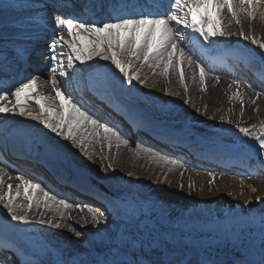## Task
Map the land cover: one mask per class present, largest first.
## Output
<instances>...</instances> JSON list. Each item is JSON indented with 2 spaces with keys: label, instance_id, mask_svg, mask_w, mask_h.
I'll return each mask as SVG.
<instances>
[{
  "label": "bare ground",
  "instance_id": "1",
  "mask_svg": "<svg viewBox=\"0 0 264 264\" xmlns=\"http://www.w3.org/2000/svg\"><path fill=\"white\" fill-rule=\"evenodd\" d=\"M24 1L25 0H4V3H11L15 5L0 12V38H3V41L5 42H19L18 40L14 39H16L20 35L31 36L33 33L34 37L38 38V35L36 34L37 32H34L37 25L39 23L46 24L47 22H49V15H47L46 13L51 12L52 9L50 7H45V5H51L52 2L49 3L48 1L53 0H36L37 4L31 5L22 3ZM58 1V4L63 5L66 2V0ZM84 1L85 2L83 6L80 7L79 17H81L82 19H85L86 12L90 10L91 4H93L94 2V0ZM260 11L264 12V6H261ZM221 15L223 30L228 34H231L226 35L222 38L231 40V42L229 40L228 42L233 44L234 39L231 38L232 33L230 31L229 25L232 23V26L237 29H239L240 26L235 23L226 9L221 13ZM257 15H259V13ZM24 17H34L36 18V22H24ZM242 17L244 18L246 23L245 29L251 32L248 34V40L242 39L244 44H249L252 41L251 38L255 37V33L260 32L264 38V21L261 19L260 15L259 21H249V19L243 14H241L238 18ZM51 21L53 24L55 23V19L53 20L52 18ZM39 29L41 30V27ZM61 30H63L65 35L67 36L66 29L61 28ZM217 38L220 39L221 37ZM209 60L211 63H214L215 59ZM215 61H218V59H216ZM47 63L48 65H50L49 60L47 61ZM85 63H83V65H85ZM139 63H137V65H139ZM105 64L109 68V73L104 76V85L109 86V89H111L112 92H110L109 95L121 103L123 108H120H122L129 116L141 119V123H144L145 121L154 124L152 126H154L155 129L160 132L174 131L178 134V132L181 131L182 128H184L182 124L179 125L178 123V121L182 118V112L184 108L186 115L194 114L195 116L192 118V121H197L206 116V114H203V110L199 109L204 106V104L212 105L213 108H219L214 116L216 117V122H221V125H224V122L229 119L236 125L239 122L234 118V116L239 113L241 114V100L236 95L238 91L240 93V96H242L243 94H245L246 96L245 99H243V115H247V113L250 112V114H253L252 108L264 105V95L262 92L259 99L256 100L255 104H253L251 103V101L255 99L256 93H254L253 91L245 93V91L243 90V84L239 83L238 86L233 81L230 82L229 78H225V80L218 79L217 81V78L213 76V73L211 72L206 76L205 83L202 85L199 80V69L195 68L194 65L191 68H189L186 64L181 65L184 70L185 85L187 86V91H185V87L181 85L179 80V69H177L176 71L170 70L169 76L166 79L163 75L160 74V69H156L155 74H153V71L151 69H146L144 67L143 69H141V80H144L145 77H147L146 82L141 84L139 81H134L131 85H129L123 81L121 75L117 70L114 69L110 62L101 60L99 58L94 61V65L101 66ZM212 65L216 66V64ZM221 66L222 65L218 66V68L214 70L215 74H222L220 73L221 71H223L224 74L225 71H227L229 77L235 76L236 73L233 66H226V68H222ZM133 71H135V69H133ZM194 71L196 73L195 80L192 78ZM49 75V73L39 72L34 77H38L37 82L40 83V81L47 79ZM90 76V79L95 78V75L93 74H91ZM3 77L4 73L0 72V84L3 82ZM60 78L64 80V76ZM165 82H171L174 83V85L177 84L178 88L182 91L179 92L177 90L176 94H178L179 97L183 99H186L185 97L187 94V97L191 98L190 102L185 105L183 100V108L160 106V100L166 101L168 100L167 97L164 96V98L159 99L158 96H154L152 94L154 91H152L151 89L156 88L157 90H159V86L162 87ZM172 86L173 85L171 84L170 91H172ZM43 92L47 95L48 93H51V90L50 88H44ZM169 100L171 99L169 98ZM177 101L178 100L176 99V102ZM191 105L195 106L192 107L194 108V111L191 110ZM97 107L99 108V106H94L95 109ZM88 111L93 114L90 110ZM94 111L97 112V110ZM103 112L107 113V116H109V114L116 113H112L107 107L103 109ZM0 116H3V118L6 119L3 120L1 118V124H3V128L12 129V126L10 125L11 121L14 122L18 120L20 124L25 125L27 129L31 131H39L44 138L60 147L66 154L76 153L75 150L78 147L79 157L77 156V153L76 156L77 161L80 163L82 162L81 159H85L84 157L89 154L92 160H88V162L86 163L91 164L97 168H102L103 172L101 175H99L101 181H103L104 186L109 191L123 197H129L135 202V208L133 210H130L129 207H126L121 210L123 212L119 210H116L114 213L104 212V216L99 218V224L91 223L90 217L88 218L89 222L85 224L84 220L81 219V217L84 216L85 213L78 212L75 209L69 210L68 212V215L71 216V219L65 218L61 220L57 216V218L51 224L40 223L41 219L46 220L48 216L53 215L52 212H48L43 208L39 210L34 208L33 211L29 213L32 219V222L30 224H17L16 222L11 221L10 217H8L6 214V210L3 209L2 206H0V239L10 243V248L18 253V255L20 256L19 260H21L22 263L25 264H78V256H72V251H70L71 249L67 248L68 246H70L72 249L79 250L77 247L78 243L75 242H80L81 240L84 241L85 245L83 247V252L86 254V256L92 255V250L96 254H100V252L102 251H105L104 254H107L112 250L111 248L116 241H120L124 238V236L126 235L125 233L127 232V229H124L125 224L128 223L127 221L134 219V217L142 218V221H140V223L145 227V231L153 230L154 228L172 229V227H175L176 225H182L185 223L187 224L193 220H196L199 215H204L207 217L212 215L213 213H217L220 210L227 208V203H230L231 201H236L238 203L239 198L243 197L245 195L246 189L249 188L247 182H249L250 179L243 180L237 178L242 177L240 172L234 171L233 168H228V166H224L220 163H216V165L212 167L199 168L200 170L197 169L200 172H195L194 169L189 167L188 162L192 161L193 163H200L198 160H195L194 157H201L205 153H209L211 151L209 150L210 147L206 143H204V141H201L199 139H194L193 141L191 140L192 142L190 143L196 145L197 147L200 146L203 149L204 152L202 151V154L200 152L201 155H196L194 152H190V150L188 149H190L191 146H189L188 143L186 144L185 142H182L181 144L183 146L179 147L178 145H174L172 147V138L166 137V135H160V137H158V133H150L148 130L139 132L137 130H134V128L131 129V131L135 132L137 136L136 139L138 141L135 140L134 142H132L131 140H129V138L125 137L129 140L128 145H121L119 148H117L115 141H113L112 148L111 150H109L107 142L104 140L103 135H101L99 138H97L95 135H89L85 140L86 147H81L78 145V140L82 135H86V132L78 133L77 144H74L73 141L66 140L63 137L58 136L57 134L51 132L49 129L44 128V126L41 125L38 121L31 120L26 116L22 117L19 115L2 113H0ZM94 117H96V115H94ZM117 119L120 120L121 118L117 116ZM208 121L213 123L212 120ZM17 127L20 134H22L23 132H27V130L22 129L21 125H18ZM137 129L139 130L138 127ZM87 132H91V128H89ZM143 132L146 134L142 135ZM138 135H142V137L139 138ZM184 135L185 133L182 131V137ZM27 139L30 142H33L31 138L28 137ZM97 139H99V143L97 142ZM137 144L142 145L144 148H152L154 151H158L161 154H167L174 159H176L177 156H182L183 158L181 157L182 159L179 160L185 164V169L172 168V170H169L171 166L164 165L162 162L158 163L156 160L152 159L148 153H145L143 151L138 152V150L136 149ZM96 154L100 155L101 158L107 157V159L105 160L106 163L95 162L93 159L96 158ZM190 156L193 158H190ZM43 157L46 158L47 156L43 155ZM229 158L230 160L227 161H231L229 163L232 165V162H234V158L230 156ZM248 162L249 164L251 163V161ZM108 163L112 165L111 168H108ZM236 164L238 167L246 168L243 162H239ZM0 167L6 168L2 164H0ZM51 168L55 175L61 176L62 172L59 173L56 169H54V167ZM105 169H107V171H105ZM6 170L8 169L6 168ZM117 170L119 172L121 171V173L122 171H128L129 173L131 172L134 174V177L123 178L122 176H119V174L117 175V173H115ZM214 170H216V172H220V176L225 179L222 184H219L218 187L211 188L206 192H203V190L200 191L199 185L197 186L198 189L196 190H194L195 188H190V192H193V194H195L194 192L197 191L199 193L197 195L201 196L200 199L197 198L194 201H190L189 198L182 194L180 188L178 187L181 181V179L179 180V178H182L183 180H189V176L197 178L201 176H207L208 174L205 173ZM8 171L9 174L13 177L24 175L26 178H34V180L36 182H40L42 186L51 189L52 192L59 198L67 199L70 203H86L99 209L100 207L102 208V206H100V203H97L98 201L89 202L87 199H85L84 201L75 202L71 197L63 194V192L65 193L64 189L59 190L55 186H49L47 182L56 184L58 186L56 181L52 180L49 177L43 180V178L38 176L37 174L36 177L31 176L32 171L35 172V168L33 167H31V171L25 169L28 176L25 174V172L20 170ZM182 171L184 172L183 177H181ZM257 171H260V169L257 168ZM142 174H145L144 180L150 179L153 182L151 184L148 183L144 185ZM230 176H235V178L229 179ZM74 177L75 175H73L72 178ZM74 181L76 183H79L77 180ZM250 181L253 180L251 179ZM6 183H11L13 187H15L18 181H16L15 179L7 180L6 178ZM155 183L156 185H154ZM187 183L188 182L186 181V185H188ZM159 184L161 185L163 190L160 191V194L156 195V193L158 192L156 187ZM169 186H171V188ZM259 187L261 188V186ZM220 193L223 194L221 197H215ZM229 193H231V195H229ZM177 199H179L181 207H175L173 205V201ZM185 209H187V211L189 212V217H187L186 215L184 218H178L177 214H181ZM38 211H44L45 216L41 217L38 214H35ZM113 218L116 219L115 225L109 228L101 236H97L96 231L93 233L89 232L90 230L88 229V236L90 237V240L88 242H85V239L82 238V232L80 231V229H76L81 233L79 237H77L75 233L70 230L71 228H74V226L72 225L73 221L81 225H87L89 227H99L105 225ZM57 224H59V227L57 226ZM62 233L69 238L68 242L66 240L65 243L64 239L57 238V235ZM131 236L134 239L137 238V234H133ZM195 260L196 259L193 258L189 262V264H207L206 258H199V260Z\"/></svg>",
  "mask_w": 264,
  "mask_h": 264
},
{
  "label": "snow or ice",
  "instance_id": "2",
  "mask_svg": "<svg viewBox=\"0 0 264 264\" xmlns=\"http://www.w3.org/2000/svg\"><path fill=\"white\" fill-rule=\"evenodd\" d=\"M11 3H4L0 0V12L13 7ZM66 5L58 4L53 0L50 7L53 11H58L60 7ZM264 6V0H169V11L158 12L148 10V5H138L130 0H100L92 7H99L103 12L105 7L109 9L107 20H87L74 15L55 16L54 35L49 48L48 67L49 77L38 83V77H30L25 82H20L12 89L0 87V113L19 115L38 121L44 128L63 137L66 140L77 144L78 133L86 132L78 140V145L86 147L85 140L89 135L99 138L103 135L107 142L108 149L111 150L113 141L116 147L128 145L129 140L123 133L114 127H109L106 122H101L94 117L83 105L73 100L71 95H67L64 86L57 78V69H75L76 62L83 64L86 61L98 57L108 61L123 78V81L131 85L134 81L145 83L147 77L141 80V69L148 67L155 74L156 69H160V74L166 79L170 70L179 69V80L185 87L184 70L181 65L191 68L193 65L199 69V80L203 85L206 76L211 72V68L204 65L198 58H194L191 49H187L184 41L190 40L193 35H197L204 45H211L217 37L231 35L223 30L221 13L226 9L236 24H240L238 18L245 15L249 21H253L259 13L264 20V12L260 11ZM131 9V11H129ZM66 29L67 36L64 31ZM240 36L248 40L241 29ZM252 43L258 45L264 52V42H260L256 37H252ZM58 48L60 49L58 51ZM27 55L26 49L17 52L18 57ZM139 61V65H137ZM135 69V71H133ZM3 63H0V72H5ZM60 76H68V73L61 71ZM192 78L195 80L196 73ZM264 79V72L261 73ZM217 77V81H218ZM239 86V81H234ZM50 88L52 94H44L43 89ZM206 90V89H205ZM261 92H256V97L251 101L255 104L261 96ZM241 100V116L243 115V97L239 91L236 93ZM185 103H188L186 100ZM231 123V121H228ZM91 128V132L87 130ZM236 130L244 137L254 140L256 150L261 158H264V122L260 126L242 127L235 125ZM102 130V131H101ZM99 143V139H97ZM136 149L148 153L152 159L158 163L172 168L185 169V164L178 158L174 159L167 154H161L152 148H144L137 144ZM91 158V157H89ZM107 159V157H104ZM112 165L109 164L108 168ZM107 171V169H105ZM131 175V173H129ZM184 172H181L183 177ZM212 179L209 185L216 181L215 175L209 173ZM7 180L15 179L18 183L13 187ZM189 188L194 184L189 183ZM183 188V184L180 185ZM253 191L256 189L253 188ZM231 195V193H229ZM257 201L261 197H256ZM0 206L6 210V214L11 221L17 224L28 225L32 222L29 215L33 209H46L53 215L41 219L40 223L51 224L57 216L63 220L71 219L69 210L75 209L85 213L81 217L84 223L89 222L99 224L100 217L104 216L99 208L90 204L70 203L67 199L59 198L51 189L42 186L34 178H26L24 175L11 176L9 171L0 167ZM39 216L44 217V211H38ZM264 221V217H262ZM59 227V224H57ZM77 237L81 235L75 228L70 229ZM264 245V241H262ZM0 264H14L13 261L5 257L0 259ZM260 264H264V247H262Z\"/></svg>",
  "mask_w": 264,
  "mask_h": 264
},
{
  "label": "rangeland",
  "instance_id": "3",
  "mask_svg": "<svg viewBox=\"0 0 264 264\" xmlns=\"http://www.w3.org/2000/svg\"><path fill=\"white\" fill-rule=\"evenodd\" d=\"M24 4H37L36 0H25L22 2ZM92 14V13H90ZM50 17H52V13L49 14ZM240 19V24H239V29L235 28L232 26V23L229 25L230 31L232 33L231 38L234 39V43L236 45L233 46L237 49H239L241 52H244V54L249 58L252 59L253 61L251 62L252 65L255 63L256 65L259 64L258 70L264 72V52L261 51V49L258 47V45H254L252 41L249 44H243L242 39L243 37L240 36V31L241 29L243 30L244 34L248 36L250 31H247L246 28V23L244 18H239ZM25 22H31L33 18L25 17ZM255 20H260L259 15H256ZM264 21V20H263ZM40 25V24H38ZM47 26V25H46ZM49 28H53V25L51 26V23H48ZM47 26V27H48ZM41 30H39L40 32ZM38 33V32H37ZM50 39L52 40L54 33L49 34ZM255 37L260 41L264 42L263 35L259 33L254 34ZM226 43L224 41L221 42V46L216 48V52H220L225 56V50L224 46ZM222 47V48H221ZM260 50V51H258ZM98 57L93 58L92 60L86 61L85 66L87 68H91L94 66V61L97 60ZM138 62V61H137ZM149 69L148 67H145ZM58 70L65 71L68 73L69 72L67 69H61L58 67ZM211 73L212 70H211ZM220 73L222 74H214L216 78L218 77L219 80H225V73L223 74V71ZM59 73L57 74V77L59 78ZM66 77V76H65ZM237 81L236 78H231L230 82ZM239 81V80H238ZM61 82V80H60ZM171 84L172 86V91L171 89ZM177 84L174 85V83L171 82H165L162 87L159 86V90L156 88H152L151 90L154 91L152 94L154 96H158L159 99L164 98V96L167 97L168 100H160V106H165V107H172V108H181L183 106V100L184 103L187 100L188 103L190 102L191 98H188L186 94V99L180 98L177 93V90L181 92L182 90L178 88ZM247 86V85H245ZM157 90V92H156ZM162 90V92H161ZM245 93L250 92V89H247L246 87L243 88ZM255 93V91L253 90ZM158 93V94H157ZM243 99H245V94L242 95ZM76 98V97H75ZM169 98L171 100H169ZM176 99L178 100L176 102ZM187 103H185L186 105ZM244 105V104H243ZM192 107H195L194 105H191V110L194 111ZM183 108V107H182ZM203 110V114H206L203 118L197 120V121H192V118L195 116L194 114L186 115L185 113V108L182 112V118L181 120L178 121L179 125L182 124L184 128H182L181 131L175 133L167 132V134H172L173 136H176L180 139H184V137H192V138H198L201 141H204L207 145H211L213 147H216L220 150L223 151H230L232 152L233 156L235 157L236 151L242 148L248 149V150H254L257 154V157L255 160H252V163L249 165H246L249 171H253L252 174H249V171L243 172L242 171V177H237L239 179H252L253 181L247 182L249 188L246 189L245 195L243 197L239 198V202L237 203L236 201H231L228 204L227 208H224L223 210H220L217 213H213L210 216H204V215H199L196 220H193L189 223H185L182 225H176L175 227H172V229H161V228H154L153 230H147L145 231V227L140 223L142 221V218H136L127 221L128 223L125 224L124 229H127V232L125 233L126 235L124 236L123 239L120 241H116L111 248L112 250L104 254L105 251L100 252V254L94 253L92 250V255L86 256V254L83 252V247H84V241L81 240L80 242H75L78 243L77 247L79 250L72 249L70 246L67 248L71 249L72 251V256H78L79 258V263L78 264H99L100 262H107V261H114L118 259H129L132 261V263L135 264H162V259L161 255L168 253V252H182V253H190L192 254L193 258L196 260H199L198 255H200L201 251L203 250V247H205V243L198 239V236L204 234L205 232L211 230L216 231V234H218L219 238L221 239V235L225 234L224 231L230 230L232 233L235 231V236L238 241L244 240V239H249L248 235H252L253 233L250 231L249 234L247 230H250V228H257V225L253 222V218L249 217L252 216L254 217L256 215L260 217H264V158H261L256 150L255 142L253 139L249 137H244L242 134H240L236 128L235 124L233 122L228 123L230 121L227 119L225 121L224 125H221V122H216L215 114L217 112V108H213L212 105H207L204 104L201 108ZM181 110V109H180ZM250 112V111H248ZM251 113V112H250ZM247 113V115L241 116V114H237L234 116L235 119L240 124L242 127H251L252 125H257V127L260 126L261 122H264V105H260L257 107L252 108V113L250 114ZM208 116V117H207ZM207 117V118H206ZM252 118V119H251ZM191 119V121H190ZM208 120H212L213 123L209 122ZM14 124H18L19 121L16 120L13 122ZM200 124H205L207 127L204 129H200ZM221 127H225L222 129L221 132ZM235 130V133L233 134L232 131ZM182 131L186 134L184 137H182ZM229 132L226 134V132ZM209 143V144H208ZM100 150V148H99ZM76 153L78 156V147L76 148ZM76 153H71L69 154L68 158L72 162V166L75 168H82L84 171L89 172V173H95L97 174H102V168H97L94 167L91 164H88V160H92V158H89V154H87L84 158L81 159V163L77 161V156ZM98 154V153H97ZM95 155V159H93L95 162H102L106 163L104 158H101L100 155ZM79 157V156H78ZM90 162V161H89ZM248 162V161H245ZM88 166H86V165ZM109 165V163H108ZM189 167L194 169L195 172H200L192 166V164H188ZM246 168V169H247ZM257 168L260 169V171H257ZM207 172V171H205ZM202 172V173H205ZM117 175L122 176L123 178L127 177H134V174L131 173L129 175L128 171H121L119 172L118 170L115 172ZM209 173H212L216 177V181L214 184L209 185V180L212 179V176L209 175ZM220 172L216 171H210L205 174H208L207 176H201V177H193L189 176V180L185 179L189 185V183H193L195 188L194 190L198 189L197 186L199 185L200 191L203 190V192H206L207 190H210L211 188H216L218 187L219 184H222V182L225 180L223 177L220 176ZM99 175V176H100ZM147 175V174H146ZM145 174H142V179L144 180ZM235 176H230L229 179H233ZM181 179L178 187L180 188V191L182 192L183 195H185L187 198H189L190 201H194L197 198L200 199L201 196L197 195L199 194L197 191L190 192V188L188 185H186V181ZM153 181L150 179H145L144 180V185L145 184H151ZM183 184V188L180 187V185ZM156 185V183L154 184ZM261 186V188L259 187ZM171 188V186H169ZM173 187V185H172ZM157 193L156 195L160 194V191L163 190L161 185L159 184L157 187ZM255 188L256 190L253 191L252 189ZM107 189V188H106ZM111 192V191H110ZM201 193V192H200ZM117 195V194H115ZM223 194L220 193L215 197H221ZM121 198H124L126 200H131L130 204H127L126 207H129L130 210H133L135 208V202L133 199L129 197H123L120 195H117ZM259 196L261 197L260 201L256 200V197ZM173 205L175 207H181V203L179 199L173 201ZM125 207V208H126ZM193 208V207H192ZM102 212L105 213H114L116 210L121 211L110 199L106 198L105 204L102 205L101 208ZM178 211V210H176ZM123 212V211H121ZM177 213V212H176ZM253 214V215H252ZM189 217V212L187 209H185L181 214H177L178 218L181 217ZM116 223V219H111L108 223H106L103 226L99 227H89L87 225H81L76 223L75 221L72 222V225L74 226L75 229H80L82 232V238L85 239V242L90 240V237L88 236V233L91 232H97V236L103 235L109 228L114 226ZM241 229V234L240 235V229ZM243 228L245 230H243ZM55 229V228H53ZM90 230L89 232L87 230ZM129 232V233H128ZM128 233V234H127ZM130 234V235H129ZM137 234V238L134 239L132 238L131 235ZM65 237V238H64ZM57 238L64 239V242L66 243V240L68 242L69 238L65 236V234H59L57 235ZM230 240V239H229ZM256 240L258 242L264 241V235L261 236L260 234L258 237H256ZM71 241V240H70ZM255 241V240H254ZM193 244H190V243ZM256 242V241H255ZM261 243L259 245H255L254 250L255 254L251 255L250 252L247 256L249 259H242L244 262L249 261L250 264H260V260H256V256L258 254L262 253V249L260 248ZM214 244V243H213ZM212 244V245H213ZM218 254H210V258H207V264H242V262L235 260L233 258V254L229 250H220L219 252H216ZM104 254V255H103ZM100 255V256H98ZM192 258V259H193ZM206 258V257H202ZM195 260V261H196Z\"/></svg>",
  "mask_w": 264,
  "mask_h": 264
},
{
  "label": "trees",
  "instance_id": "4",
  "mask_svg": "<svg viewBox=\"0 0 264 264\" xmlns=\"http://www.w3.org/2000/svg\"><path fill=\"white\" fill-rule=\"evenodd\" d=\"M253 215V214H252ZM255 216H249L253 218V222L257 225V228H250V230H247L249 232L251 231L253 234L248 235L249 239H244L241 241L235 240V231L232 233L230 230L224 231L225 234L221 235V239L219 238L218 234H216V231L209 230L205 232L204 234L198 236L197 240H200L205 243V247H203V250L201 253L203 254H209L210 252H218L220 250H229L231 253H234V257H242L247 256L250 252V254L255 253L254 247L255 245H259V243L256 240V237L260 234L261 236L264 235V221H262V217L254 214ZM240 229V228H239ZM243 230H245L243 228ZM240 235L241 229H240ZM230 239V240H229ZM256 242H255V241ZM214 243V244H213ZM190 244H193L192 242ZM213 244V245H212ZM264 245H260V248L262 249Z\"/></svg>",
  "mask_w": 264,
  "mask_h": 264
},
{
  "label": "water",
  "instance_id": "5",
  "mask_svg": "<svg viewBox=\"0 0 264 264\" xmlns=\"http://www.w3.org/2000/svg\"><path fill=\"white\" fill-rule=\"evenodd\" d=\"M249 156L251 158H255L256 155L254 152H249V151H245L244 153H241V156ZM118 204L120 206H123V204L121 202H119L118 200ZM192 255L190 254H185V253H168L164 255V263L167 264L171 261H175V262H179L180 264H185L186 262H188L189 260H191ZM238 261L240 262H244L242 259H238ZM102 264H130V262L128 261H124V260H118L116 262H109V263H102Z\"/></svg>",
  "mask_w": 264,
  "mask_h": 264
}]
</instances>
